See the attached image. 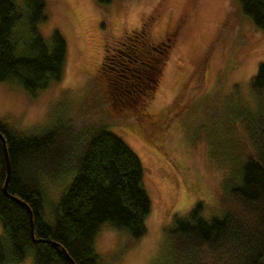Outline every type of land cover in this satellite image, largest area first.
Returning <instances> with one entry per match:
<instances>
[{"label":"rangeland","instance_id":"374dc122","mask_svg":"<svg viewBox=\"0 0 264 264\" xmlns=\"http://www.w3.org/2000/svg\"><path fill=\"white\" fill-rule=\"evenodd\" d=\"M37 25L50 44L65 42L60 80L30 94L17 80L0 82V123L21 136L39 135L58 123L84 128L105 120L108 133L138 158L150 209L145 234L109 223L93 240L101 264H173L169 231L197 204L204 218L219 216L229 174L244 156L239 108L254 117L257 100L250 79L264 64V31L244 18L233 0H44ZM148 20L149 40L171 41L154 93L135 103L136 119L107 94L99 76L105 38L111 42ZM109 48V47H108ZM245 109V110H246ZM125 116V117H124ZM74 172L44 176L43 213L69 185ZM1 237V227H0ZM12 264V263H10ZM14 264H33L30 256Z\"/></svg>","mask_w":264,"mask_h":264},{"label":"trees","instance_id":"16d2710c","mask_svg":"<svg viewBox=\"0 0 264 264\" xmlns=\"http://www.w3.org/2000/svg\"><path fill=\"white\" fill-rule=\"evenodd\" d=\"M93 1L105 6L112 0ZM233 1L244 18L264 31V0ZM44 7V0H0V82L17 80L30 94L60 80L65 59L61 35L53 32L47 44L37 31L45 21ZM147 26L148 20L111 44L105 38L109 53L98 74L111 101L135 119L133 106L151 100L165 58L151 47ZM250 89L257 111L251 117L248 109L239 108L235 115L246 137L244 156L225 183L227 202L219 198L224 210L204 218L197 204L173 221V264H264V64L257 66ZM104 121L74 129L58 123L27 137L0 123L10 166L7 193L28 205L33 232L31 238L27 211L2 193L6 163L0 139V264L28 256L33 264H101L93 249L101 225L126 229L132 241L145 234L150 203L141 164L107 132ZM66 171L74 175L45 218L42 179Z\"/></svg>","mask_w":264,"mask_h":264},{"label":"water","instance_id":"95a60500","mask_svg":"<svg viewBox=\"0 0 264 264\" xmlns=\"http://www.w3.org/2000/svg\"><path fill=\"white\" fill-rule=\"evenodd\" d=\"M0 139H1V142H2V147H3V153H4V157H5V163H6V176H5V179H4V183H3V186H2V193L7 197V198H10L12 200H14L15 202H17L19 205H21L28 213L29 215V219H30V235H31V238H33V232H32V214H31V211L28 207V205L24 202V201H21L17 198H15L14 196H11L7 193V183H8V179H9V173H10V166H9V162H8V158H7V153H6V148H5V142H4V139H3V136L0 134Z\"/></svg>","mask_w":264,"mask_h":264},{"label":"flooded vegetation","instance_id":"af4514ba","mask_svg":"<svg viewBox=\"0 0 264 264\" xmlns=\"http://www.w3.org/2000/svg\"><path fill=\"white\" fill-rule=\"evenodd\" d=\"M149 28H150V22L148 21V26H147V30L148 31H149ZM166 39H167L168 43L164 39L163 40L159 39L157 42H152L151 41V43H152L151 47L154 48V46H155L156 48H158V50H160V53L164 54V56H166L167 52L170 49V45H171L170 39L169 38H166Z\"/></svg>","mask_w":264,"mask_h":264}]
</instances>
